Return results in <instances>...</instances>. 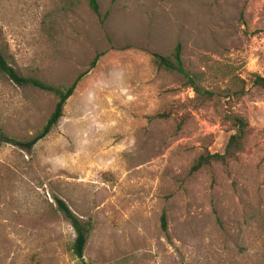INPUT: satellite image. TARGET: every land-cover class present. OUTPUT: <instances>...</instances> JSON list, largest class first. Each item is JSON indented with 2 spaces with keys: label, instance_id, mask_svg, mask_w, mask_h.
Returning <instances> with one entry per match:
<instances>
[{
  "label": "rangeland",
  "instance_id": "374dc122",
  "mask_svg": "<svg viewBox=\"0 0 264 264\" xmlns=\"http://www.w3.org/2000/svg\"><path fill=\"white\" fill-rule=\"evenodd\" d=\"M96 3L98 16L86 0H0V50L18 74L66 87L86 73L31 149L0 143V264H75L53 198L87 226L86 264H264V89L250 80L264 77V0ZM175 45L207 90L243 94L196 100L151 64ZM54 103L0 76V133L29 140ZM228 113L247 124L238 150L191 172L222 154Z\"/></svg>",
  "mask_w": 264,
  "mask_h": 264
},
{
  "label": "trees",
  "instance_id": "16d2710c",
  "mask_svg": "<svg viewBox=\"0 0 264 264\" xmlns=\"http://www.w3.org/2000/svg\"><path fill=\"white\" fill-rule=\"evenodd\" d=\"M86 4L88 10L94 16H98V7L96 0H86ZM101 55V53L96 54L92 58V60L88 64L89 70L95 66L98 58ZM151 64L156 69L177 76L180 79L181 84L189 88L192 91L194 98L196 100H199V102L201 103L209 102L214 99H237V97H240L243 94L242 87H239L235 91L230 90L228 87H225L224 89H218L216 91L207 90L204 86H202V84L205 82L206 72L191 73L183 69L180 59L179 45H175L173 47L168 57H163L156 54L151 55ZM85 74V72L78 74L74 78V80L66 87H52L48 84L41 83L36 79L24 77L18 74L15 69L9 63H7L2 51L0 50V76L5 78L8 82H10L16 87L36 89L38 91L51 94L55 99V103L53 105L51 113L49 114L39 131L35 135H33L29 140L25 142H14L10 139L5 138L0 133V143L8 142L13 146H16L23 150L31 149L37 141L43 139L51 131V129L56 126L57 122L62 116V108L64 106L65 101L71 96L77 83ZM226 77L227 76L221 75V77L216 78L214 80L213 84H219ZM250 78L252 86L264 89V77L252 74L250 75ZM234 79L238 84H243L240 79ZM223 120L227 122L233 129V134L228 137L222 154H213L206 155L204 157H198L190 168L191 172L199 170L202 166L208 164L209 161L223 162L224 159L229 158L232 153L238 150L239 145L245 136L247 124L243 118L236 115H231L230 113L224 114ZM53 201L55 203L56 211L62 213L64 220L68 223L74 234L73 241L69 248L71 257L75 261V264H86L85 262H83L82 253L87 241V226L80 223L60 200H58L57 198H53ZM159 226L161 232L165 233L166 223L165 216L163 213L160 215L159 218Z\"/></svg>",
  "mask_w": 264,
  "mask_h": 264
}]
</instances>
